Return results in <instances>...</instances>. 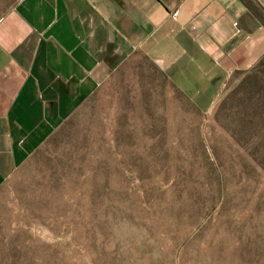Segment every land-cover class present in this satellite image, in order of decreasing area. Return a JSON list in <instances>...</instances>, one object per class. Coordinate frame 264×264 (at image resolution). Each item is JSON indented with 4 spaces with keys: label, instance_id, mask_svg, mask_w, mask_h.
Returning a JSON list of instances; mask_svg holds the SVG:
<instances>
[{
    "label": "rangeland",
    "instance_id": "374dc122",
    "mask_svg": "<svg viewBox=\"0 0 264 264\" xmlns=\"http://www.w3.org/2000/svg\"><path fill=\"white\" fill-rule=\"evenodd\" d=\"M101 58L97 90L0 188V264H264V59Z\"/></svg>",
    "mask_w": 264,
    "mask_h": 264
},
{
    "label": "crops",
    "instance_id": "0c3cea01",
    "mask_svg": "<svg viewBox=\"0 0 264 264\" xmlns=\"http://www.w3.org/2000/svg\"><path fill=\"white\" fill-rule=\"evenodd\" d=\"M120 42L206 74L247 70L264 55V0H19L0 18V188L97 90Z\"/></svg>",
    "mask_w": 264,
    "mask_h": 264
},
{
    "label": "trees",
    "instance_id": "16d2710c",
    "mask_svg": "<svg viewBox=\"0 0 264 264\" xmlns=\"http://www.w3.org/2000/svg\"><path fill=\"white\" fill-rule=\"evenodd\" d=\"M264 59V55L261 57V59L258 61V62H260L261 60H263Z\"/></svg>",
    "mask_w": 264,
    "mask_h": 264
}]
</instances>
